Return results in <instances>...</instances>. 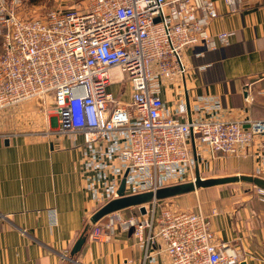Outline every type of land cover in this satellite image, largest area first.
Masks as SVG:
<instances>
[{"label": "built area", "instance_id": "built-area-1", "mask_svg": "<svg viewBox=\"0 0 264 264\" xmlns=\"http://www.w3.org/2000/svg\"><path fill=\"white\" fill-rule=\"evenodd\" d=\"M240 1L223 0L232 11ZM21 4L0 0V111L37 98L46 112L49 101L58 132L82 136V179L98 208L120 196L122 179L123 196L193 180L205 152L253 158L264 174V115L230 118L218 98L198 96L197 116L184 119L186 104L171 110L161 96L163 80L184 76L183 48L228 44L227 32L208 33L214 0H85L27 18ZM118 82L129 87L125 102L110 89ZM257 192L264 200V189ZM115 229L142 246V264H241L199 206L153 199L106 214L89 236Z\"/></svg>", "mask_w": 264, "mask_h": 264}, {"label": "crops", "instance_id": "crops-1", "mask_svg": "<svg viewBox=\"0 0 264 264\" xmlns=\"http://www.w3.org/2000/svg\"><path fill=\"white\" fill-rule=\"evenodd\" d=\"M214 1L218 15L208 33L215 38L227 32L228 44L216 40L212 49L183 48L184 76L163 80L161 96L171 110L183 101L184 119L197 116L198 96L218 98L227 117L261 118L264 0H241L234 11L223 0ZM42 105L28 99L0 111V264H142V246L130 231L115 229L98 240L89 236L106 215L90 223L98 206L84 188L82 136L59 133L55 115L41 111ZM237 159L229 162L234 168L220 163L221 171L206 176L252 172L253 158ZM199 167L202 174L206 164ZM218 185L204 188L211 199L200 198L201 187L164 201L175 209L199 206L210 217L216 241L228 243L246 264H264V200L255 190ZM85 228V240L71 256Z\"/></svg>", "mask_w": 264, "mask_h": 264}, {"label": "water", "instance_id": "water-1", "mask_svg": "<svg viewBox=\"0 0 264 264\" xmlns=\"http://www.w3.org/2000/svg\"><path fill=\"white\" fill-rule=\"evenodd\" d=\"M235 181H245L252 183L254 186L260 189H264V177L252 175V174H230V175H221V176H201L197 170L195 177L193 180L169 184L163 187L156 189L155 191H146L133 195L123 196V187H124V179L121 180L118 193L119 197L111 199L107 201L105 204L101 205L97 208L92 215L90 216V222L94 223L102 218L104 215L126 207L135 206L139 204H144L153 199H164L168 197H172L175 195H179L182 193H186L189 191H194L199 187H207L216 184H225ZM140 211L142 213L145 212L144 206H140ZM86 228L83 230L82 234L76 239L74 245L70 250V255L73 256L78 252L82 243L85 240ZM241 264H246L245 261H241Z\"/></svg>", "mask_w": 264, "mask_h": 264}, {"label": "rangeland", "instance_id": "rangeland-1", "mask_svg": "<svg viewBox=\"0 0 264 264\" xmlns=\"http://www.w3.org/2000/svg\"><path fill=\"white\" fill-rule=\"evenodd\" d=\"M83 3H85V0H22V4L18 10H19V15L21 17L27 18V17H34V16L42 15L47 10L54 8V7H61V8L76 7L77 8V7L82 6L81 4H83ZM0 52H1V37H0ZM110 89H111L113 96L116 100L121 101V102L127 101V99H128L127 94L129 92V87L127 86V84L125 82L114 83L111 85ZM34 99H37V98H34ZM38 100H40V99H38ZM42 103H43V105L41 107V111L45 112L44 107H46V103L45 104H44V102H42ZM47 105H48L47 106L48 108H46V112H48V113L52 112V114L55 115L53 108L49 105V101H47ZM257 119H259V118H257ZM203 155L205 157H203L202 159L200 158V164L205 163L206 167H205V169H202V174L200 173L201 176H206L207 172L209 174V173H215V172L221 171L223 168L221 167L220 163H222V165H224V166L234 168V166L231 164L229 166L230 160H233L234 163H232V164H235V162L238 160L237 158H240V157H236L235 155H228L227 157H225L226 155L220 154V153H216L213 156H210V155H208L207 152H205V153H203ZM220 155H222V157H221V160L219 162L218 159L220 158L219 157ZM242 158L245 159L246 157H242ZM207 165L210 166L211 171H208L210 169H209V167H207ZM198 170L200 171L199 165H198ZM230 174H233V173L224 174V175H230ZM247 174H252V175L264 177V174L260 175V174L256 173L254 169L252 170L251 173H247ZM218 176H221V175H218ZM212 186H210V187H212ZM218 186L222 187V188L233 187V188L241 189V190L249 189V190L257 191L256 186H254L252 183L245 182V181H235V182L221 184ZM199 188H201V187H199ZM204 188H207V187L201 188L202 190L200 191V194H201L200 198L202 200L203 199H206V200L211 199L212 197H211V194L208 193L209 192L208 189H204ZM190 199L193 202V199L191 197H190ZM164 200H166V199L165 198L161 199V203H164L167 205L166 201H164ZM126 211L128 212V210H126ZM96 240H98V239H96Z\"/></svg>", "mask_w": 264, "mask_h": 264}]
</instances>
